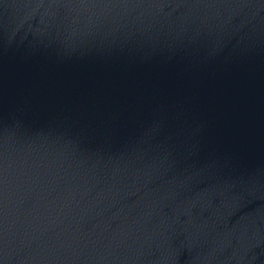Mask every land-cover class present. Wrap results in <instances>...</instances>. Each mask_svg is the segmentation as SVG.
<instances>
[{"label":"water","instance_id":"obj_1","mask_svg":"<svg viewBox=\"0 0 264 264\" xmlns=\"http://www.w3.org/2000/svg\"><path fill=\"white\" fill-rule=\"evenodd\" d=\"M0 264H264V0H0Z\"/></svg>","mask_w":264,"mask_h":264}]
</instances>
